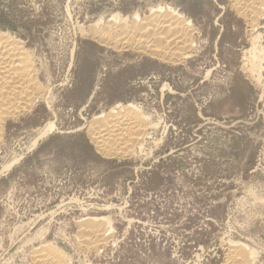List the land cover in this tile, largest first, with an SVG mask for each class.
I'll use <instances>...</instances> for the list:
<instances>
[{"label":"rangeland","instance_id":"obj_1","mask_svg":"<svg viewBox=\"0 0 264 264\" xmlns=\"http://www.w3.org/2000/svg\"><path fill=\"white\" fill-rule=\"evenodd\" d=\"M237 1L0 0V38L39 84L0 124V264H36L45 246L65 264H227L232 245L264 264V61L257 84L240 70L255 35L264 60V7ZM168 10L192 43L162 61L135 35L165 36L152 24ZM128 104L147 125L139 144L101 146ZM99 218L93 250L78 230Z\"/></svg>","mask_w":264,"mask_h":264},{"label":"bare ground","instance_id":"obj_2","mask_svg":"<svg viewBox=\"0 0 264 264\" xmlns=\"http://www.w3.org/2000/svg\"><path fill=\"white\" fill-rule=\"evenodd\" d=\"M246 1L249 2L250 0H238L236 4H238L239 6L240 5H246L247 4ZM251 1L246 6L253 8L254 6H256V5H254V3L257 0L256 1L251 0ZM263 1L264 0H258L257 3H259L261 6L264 7ZM252 3H253V5H252ZM263 7L259 8L260 12H261V10H263ZM245 9L241 8V10H243V11ZM256 9H258V7L255 8V10ZM246 11H248V10H246ZM169 12H166V14L167 13L169 14L168 16L167 15H165V16L161 15L162 18H160V22L158 21V22H156L157 24H152L154 26L152 31H156L158 29L161 31L163 28H165L166 30L163 29L165 36H163V35L162 36H155L154 32H153V34L150 35L151 36L150 39H149V37H147L145 40H142L141 36L135 35L136 34L135 31H132V34L137 36V38H135L136 39L135 42L138 46L143 45L144 48L150 49L151 53H153V55L156 56L158 59H160V60L163 59V60H168V61L172 60V59H177L179 57L181 58L182 57L181 52H183L184 49H185L184 51H186V49L191 47L190 43H192V40L190 39V35L188 33L189 32L188 27L190 26L189 23L182 20L183 18H181L177 14L171 12V10ZM251 12H254V11H250V13ZM133 19H134V17L132 18V20ZM135 20H138V19H135ZM139 24L141 25V27L142 26H147V27L150 26L149 25L150 23L148 22L147 19L141 20ZM112 31L118 32L117 34L122 35V43L121 44L127 45L126 40H128V27L126 29L124 26H116V24H114ZM157 34H159V33H157ZM95 36L98 37L102 41L106 40L107 42H110V41L114 42L113 41L114 39L110 38V35L105 34V33L104 34L98 33V35H95ZM255 36H254V38H256V40H257V37H259L260 35L256 36V37ZM116 38H117V36H116ZM259 39H261V38L259 37ZM190 40H191V42H190ZM256 40L251 41V43L254 44V41H255V43L257 44L258 41L256 42ZM107 42H105V43L107 44ZM113 44H115V43H113ZM253 44L251 45L252 48L247 50V52L245 51L246 52L245 55L243 54L244 57H242V58H243L244 62L242 64V67H240L241 68L240 70H242L243 73H245L247 75V79L250 78L252 80V82L254 81V82H256L255 84H257L260 81V77H261L260 74H261V71L263 69V65H261L262 62L264 61L263 58H261L262 57L261 55L263 54V46H262V49L259 48L260 50L258 51V49L256 48L258 45H256V44L253 45ZM259 44H260V42H259ZM188 45H189V47H188ZM148 49H147V51H148ZM181 49H183V50L181 51ZM141 50L144 51L142 48H141ZM168 61H167V63H169ZM31 63L32 62H31L29 56L25 52H23L22 49L20 48L19 41L13 40L11 38H5V39L0 38V124L3 122L2 120H4V118H6L13 111H15V109L17 110V108L20 107L19 105L21 104V100H22V98L20 100V97H24L23 95L24 94L26 95V93L28 91H30L29 93H32L31 91H33V90L35 91L36 87L38 88L37 85H39V84H35L36 82H34V80H33V78H35L37 76V71L35 70V68L33 67V64H31ZM36 94L37 93H34L32 95L36 96ZM39 95H37V96H39ZM43 95H44V93H43ZM34 98H36V97H34ZM27 101H29V100H27ZM30 101H33L32 98ZM35 101H37V100H35ZM24 103H25V101H24ZM29 104H31V103H29ZM33 104H31V105H33ZM116 106L118 107V105H116ZM127 108L129 110L128 111L129 115L127 118L124 115L117 114V115L113 116L112 122H109L107 125H105L106 129L103 130L99 135L100 141L102 143H105V145H101V146H106V144L107 145L108 144L114 145L118 141H121V143L119 145H121L123 147L126 146L129 148H131V147L133 148L134 144H137V143L139 144V140L142 138V134L138 133V131L144 132V131H142V129L144 127H146L147 125L144 122L145 120L143 118L139 119V118H141L140 116H143V115H141V113H140L141 111L136 106H134L132 104H128ZM18 112H19V110H18ZM97 119H99V117ZM142 125L144 126L143 128H142ZM149 125H151V124H149ZM153 128H155V125ZM54 129H55V126L53 123H49L48 125H46V127H44L43 129H40V132L38 133L39 135H37V138L35 137V139H34L33 146L37 145V142L40 139L51 134ZM155 129H157V128H155ZM110 132H111V135H110ZM95 134L97 135V133H95ZM110 137H113V139H111ZM30 147H31V145H30ZM105 150H107V149H105ZM114 150H116V149H114ZM111 152H109V153H111ZM116 152H113V153L116 154ZM109 155H111V154H109ZM15 163H16V161L8 164L7 168L10 169L11 166H13ZM103 219H105V218H103ZM103 219L99 218L98 219L99 221L97 220L99 223H101L100 225L98 222H95L96 219L91 220V221H93V223L92 222L85 223V224L82 223V226L80 227L81 230H78V231H81V232H79L80 238H79V240L77 239V241H79L81 244H84L85 246H88V248H90V249H93V250L97 249L98 246H100L102 244L101 242L105 239L103 237H105L106 236L105 234L107 233V230L104 228L105 223L103 224L104 227L101 226L102 222L100 220H103ZM80 233H82V234L80 235ZM227 254H228L226 257L227 258V264H252V262H250L251 258L249 257V255H247L246 249L241 245H232ZM32 258L34 259L33 262H35L36 264H65V261L62 257V254H60V251L55 250V248H52L50 246H45L44 249H40V250L36 251L33 254Z\"/></svg>","mask_w":264,"mask_h":264}]
</instances>
